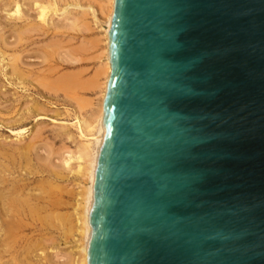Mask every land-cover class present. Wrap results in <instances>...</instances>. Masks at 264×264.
I'll list each match as a JSON object with an SVG mask.
<instances>
[{
    "label": "water",
    "instance_id": "95a60500",
    "mask_svg": "<svg viewBox=\"0 0 264 264\" xmlns=\"http://www.w3.org/2000/svg\"><path fill=\"white\" fill-rule=\"evenodd\" d=\"M87 264H264V0H113Z\"/></svg>",
    "mask_w": 264,
    "mask_h": 264
},
{
    "label": "bare ground",
    "instance_id": "6f19581e",
    "mask_svg": "<svg viewBox=\"0 0 264 264\" xmlns=\"http://www.w3.org/2000/svg\"><path fill=\"white\" fill-rule=\"evenodd\" d=\"M30 1L37 8L39 24L29 23V21L14 27L11 30V33L15 36V43L11 45L13 47L24 44L32 35L31 32H36L39 29L43 30L44 27L54 28L52 16L63 10L58 8L56 0H47L43 4L38 3L37 0ZM0 2L6 8L10 20L16 21L23 18L20 0H0ZM68 5L81 8L78 3ZM97 6L101 16L100 19L94 15L92 5H87V9L92 11L93 20L96 27H99L100 32V36H96L92 40L91 47L94 48L100 45L102 49L98 56L99 65L97 64V69L86 82H80V79H78V82L77 77L72 74L54 76L55 69L53 70V68L41 73H33L34 71L22 69L18 53L6 54V38L3 36L4 34H0V63L9 70L8 72L3 71L2 75L9 82L22 85L19 87L24 89L26 84L35 82L39 86L37 90L41 86L49 91L58 89L67 91L71 88H78L81 91L95 94L92 99L74 97L72 94H70L71 97L64 95L60 98L64 103L78 106L77 109L73 107L74 122L71 126H74L78 132V138H80L75 150H73L74 152L68 151L66 157L63 156L64 158L61 159L62 162L58 161L60 165L56 163L57 160L53 163L54 152L50 148L48 151L39 152L37 149L39 147L38 143L36 144L31 139L24 145L18 146L0 143V259L5 254L9 256V259L4 262L1 261V264H43L42 260H45L46 256L39 249L44 248L48 243L53 246L56 244V237L54 238L55 235H51L49 230L51 226H53V229L55 227L56 231L59 230L63 235L68 236L69 246L63 264H87V248L91 232L89 215L93 196V178L98 149L103 138V101L110 73L108 34L113 0H102ZM80 15L79 18H75L70 23L69 28L78 31H81V29L90 30L89 27L84 26L81 18L83 15L81 17ZM66 40L68 39L66 38ZM52 42L49 43L53 44ZM60 42L55 41L56 48ZM45 45L49 44L46 43ZM82 48L80 51L83 50ZM52 49L43 51V62L50 63ZM42 50L44 49L42 48ZM90 57L92 58V56ZM52 63L54 62L52 61ZM50 66L52 67L51 64ZM57 97L59 98L56 95ZM31 108L29 106V109ZM63 129L65 130V127ZM23 131L24 128H20L16 134L21 135ZM69 138L70 136L68 140ZM65 239L67 240V238Z\"/></svg>",
    "mask_w": 264,
    "mask_h": 264
},
{
    "label": "rangeland",
    "instance_id": "374dc122",
    "mask_svg": "<svg viewBox=\"0 0 264 264\" xmlns=\"http://www.w3.org/2000/svg\"><path fill=\"white\" fill-rule=\"evenodd\" d=\"M46 1L47 0H37V2L41 4L45 3ZM99 2H102V0H56L58 8L66 11L62 12L63 10H60L61 12H58L56 15L52 16L54 28L44 27L43 30L39 29L40 31L38 30L36 32H31L32 35L26 41L27 43L25 42L27 45L24 43L20 44V46L15 45L14 47L11 45H14L15 43V36L11 33V30L16 26L28 23L29 21V23L39 24L37 18V8L30 0H20V3L22 4L21 9L23 18L21 20L14 21L9 19L6 8L3 7L2 3L0 2V34H4L3 36L6 38V54H10L11 52H15V54L18 53L17 55H19L20 67L31 72L34 71L33 73L47 72L53 68V70L55 69L56 72H54V76L60 74H72L73 76L77 77V80L80 79V82H86L87 79L89 80V78L92 77L93 72H95L99 65L98 56L102 49L100 45L94 48L91 47L92 40L95 39L96 36L99 37L100 32L99 27H96V24L93 20L92 11L87 9V5H92L94 15L100 19L101 16L99 15L97 6ZM71 3H78L81 5V8L68 5ZM80 14L83 15V17H81ZM79 15L83 20L82 22L84 23V26H86V28L89 27L90 30L81 29V31H78L75 29L71 30L69 28L70 23H72L75 18H79ZM66 38L69 40V42L66 40ZM50 41H53V44H50ZM55 41H57V43L61 41L59 43L60 46L58 44L57 48ZM46 43L49 45H45ZM79 47H83L82 49L85 51H80L81 48ZM42 48L44 50H42ZM49 48L52 49L51 53L54 54L50 55L51 58L48 56V58L51 59L50 63L43 62V51H45V49L50 50ZM71 48L73 51L70 50ZM90 56H92L94 59H92ZM52 61L54 63H52ZM0 69L2 70H0V143H4L9 146H18L24 145L31 139L35 141L36 144L38 143L37 145H39V147L37 149L39 152L46 150L48 151L50 148V150L54 152V156L52 158L53 163L57 160L56 163L60 165L59 162H62L61 159L66 157L68 151L75 150L77 143L80 141L77 130L74 128V126H71V124L74 122V115L72 113L74 112L73 107L77 109L78 106L76 104L70 105L64 103L60 98H62L64 95L71 97L70 94H72L74 97L92 99L95 97V94L89 93L88 91H81V89L79 90L78 88H71L69 89L70 91H64L63 89L49 91L45 88H42L41 86L37 90V87L39 86L35 82L26 84L25 89L20 88L19 86L22 85L13 84L9 82V80L6 79L4 75H2L3 71H9L7 67L5 68L0 63ZM41 69L42 71H40ZM62 92L65 94H62ZM56 95L59 96V98H56ZM29 106L32 108L29 109ZM16 117L17 119H15ZM64 127L65 130L63 129ZM20 128H24V131L23 134L18 135L16 132ZM69 136L70 138L68 140ZM49 230L51 231V235H55L54 238L56 237V244L53 246L52 244L48 243L44 248L39 249V251L44 252L43 254L46 256V259L42 260V263L63 264V262H65L64 256L69 246L68 236L63 235V233L59 232V230L56 231V228L54 227L53 229V226H51ZM65 238H67V240ZM7 259H9V256L5 254L4 257L0 259V264L1 261L4 262Z\"/></svg>",
    "mask_w": 264,
    "mask_h": 264
}]
</instances>
